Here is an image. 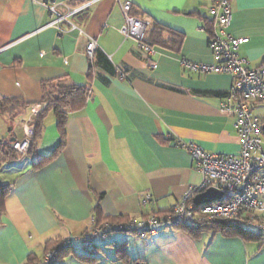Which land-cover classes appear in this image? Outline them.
<instances>
[{
  "label": "crops",
  "instance_id": "0c3cea01",
  "mask_svg": "<svg viewBox=\"0 0 264 264\" xmlns=\"http://www.w3.org/2000/svg\"><path fill=\"white\" fill-rule=\"evenodd\" d=\"M90 1L95 3L70 22L49 26V7L66 14ZM213 1L0 0V99L39 105L45 84L89 89L86 105L69 114L64 135L50 111L34 151L14 159L0 152V183L13 184L0 226V264H37L49 243L87 232L97 207L99 219L113 226L123 218L166 214L202 181L192 156L177 144L239 154L235 118L221 111L231 77L194 74L180 64L216 62L203 30L212 21ZM124 2L150 21L157 69L120 32ZM155 27L159 34L153 36ZM228 31L249 39L238 54L251 68L264 65V0H233ZM91 39L97 43L93 59L86 54ZM33 107L14 117L0 115V143L24 138ZM255 114L264 126V103ZM61 142L54 158L36 166ZM96 244L88 251L77 246L57 264H264V237L254 241L214 232L194 237L168 228L146 239L114 231ZM88 252L98 258L95 263L80 259Z\"/></svg>",
  "mask_w": 264,
  "mask_h": 264
},
{
  "label": "built area",
  "instance_id": "2783aa9c",
  "mask_svg": "<svg viewBox=\"0 0 264 264\" xmlns=\"http://www.w3.org/2000/svg\"><path fill=\"white\" fill-rule=\"evenodd\" d=\"M232 2L233 0H214L209 7L213 30L212 34H209L208 45L216 62L202 64L182 59L180 64L184 70L194 74L219 73L231 77V88L221 111L235 118L241 145L239 154H213L194 143L177 144L192 156L202 175V181L198 186L189 188L175 207L162 216L153 214L140 220L128 219L116 226L108 223L98 224L93 218L92 227L87 232L72 239L60 240L59 248L69 245H86L92 248L98 241L108 240L114 231L133 232L146 239L162 229H194L209 221L238 223L244 229H252L264 236V126L255 114L257 106L264 103V65L251 68L249 62L239 56V48L247 44L249 39L236 38L228 31L232 21ZM94 3L95 1H90L68 9L66 14H60L55 6L49 7L53 17L49 26L59 27L65 21L70 22V18L90 8ZM122 9L125 24L120 30L121 34L126 39L134 40L140 51L147 55V65L151 69H157V63L152 60L153 47L144 42L150 21L132 15L131 2H124ZM70 24L72 28L77 29L75 25ZM78 30L83 34L82 30ZM203 30L207 31L206 28ZM96 49L97 43L91 39L86 46V54L90 59L94 58ZM40 108V105H34V117ZM33 119L30 123L23 124L24 138L11 143L12 149L19 157L26 155L30 149L34 135ZM211 188L221 192L220 199L195 205V197ZM149 199L150 196L147 195L145 200ZM57 263L56 252L50 251L37 264Z\"/></svg>",
  "mask_w": 264,
  "mask_h": 264
},
{
  "label": "trees",
  "instance_id": "16d2710c",
  "mask_svg": "<svg viewBox=\"0 0 264 264\" xmlns=\"http://www.w3.org/2000/svg\"><path fill=\"white\" fill-rule=\"evenodd\" d=\"M132 15L136 16L134 10H132ZM138 17V16H137ZM152 32V35L159 34L156 30ZM161 31L165 30L163 28H159ZM207 32L212 34L213 25L212 21L207 24ZM148 31L145 35L144 42L148 43L152 46V42L148 38ZM89 97V89L86 86L80 85H62L60 83H51L45 84L43 87V97L39 105L41 106L38 113L35 115L33 119L34 125V135L31 142L30 149L28 153L35 150L38 141L41 138L43 132V122L50 111H53L57 117L58 127L62 132V135L65 134V126L69 117V114L82 109L88 100ZM35 104L24 103L19 99H0V115L11 114L12 116L16 113L18 114L22 110H24L28 106H34ZM14 117V116H13ZM63 146V142H61L59 148L50 156L40 161L36 166H41L50 159L54 158ZM0 152L3 157L6 159H14L18 157V153L12 149L11 143H0ZM13 188V184H1L0 183V226L2 222V218L5 215V201L9 196ZM100 210L97 207L95 209V219L98 224L108 223L106 221H101L99 219ZM108 221V220H107ZM127 221V219H119L118 222ZM181 229L186 230L189 234L194 237L199 236L203 232H214V233H222L225 236H239L243 239L260 241L264 236L257 234L252 229H244L240 224L233 223L229 221H209L203 222L198 227L191 229L186 227H181ZM59 242L56 241L54 243H49L47 248V253L50 251H54L57 254V258L59 259L61 255L66 252L75 251L77 246H84L86 250L90 249L86 245H69L68 247L59 248ZM97 244L94 245L91 249H96ZM90 249V250H91ZM80 259L85 263H95L98 258L92 256V253L88 252L86 255H80Z\"/></svg>",
  "mask_w": 264,
  "mask_h": 264
},
{
  "label": "water",
  "instance_id": "95a60500",
  "mask_svg": "<svg viewBox=\"0 0 264 264\" xmlns=\"http://www.w3.org/2000/svg\"><path fill=\"white\" fill-rule=\"evenodd\" d=\"M221 196H222V194L219 190H217L215 188H211V189L207 190L206 192L196 196L194 199V204L195 205H202L205 203H210V202H213V201L220 199Z\"/></svg>",
  "mask_w": 264,
  "mask_h": 264
}]
</instances>
